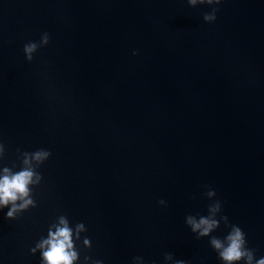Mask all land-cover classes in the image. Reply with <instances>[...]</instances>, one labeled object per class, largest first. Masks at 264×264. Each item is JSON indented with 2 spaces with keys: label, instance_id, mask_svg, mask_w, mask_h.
<instances>
[{
  "label": "water",
  "instance_id": "water-1",
  "mask_svg": "<svg viewBox=\"0 0 264 264\" xmlns=\"http://www.w3.org/2000/svg\"><path fill=\"white\" fill-rule=\"evenodd\" d=\"M24 170L0 264L65 225L72 264H222L231 225L264 257V0H0V179Z\"/></svg>",
  "mask_w": 264,
  "mask_h": 264
},
{
  "label": "clouds",
  "instance_id": "clouds-1",
  "mask_svg": "<svg viewBox=\"0 0 264 264\" xmlns=\"http://www.w3.org/2000/svg\"><path fill=\"white\" fill-rule=\"evenodd\" d=\"M197 0H190L191 4H195ZM203 2V0H201ZM212 0H208L211 3ZM219 2V0H217ZM219 11V9L215 10ZM205 21L215 20V12L212 14L205 13L203 16ZM50 36L48 33H44L41 36L39 44L37 42H28L24 45V53L28 61L33 59L32 53L37 50L38 47L47 46L49 43ZM48 153H35L36 159H40L41 156H47ZM7 172L8 170L5 169ZM33 172L31 170L21 171L11 177L4 176L0 179V205L7 207L9 203L12 204V208L7 212V218L11 219L14 217L15 212L19 208H24L28 204H32L31 199L24 200V203L17 206L16 201L29 196L28 185L32 182ZM39 176L37 180H39ZM207 196H216L214 190L206 192ZM160 205H166V201L161 199L158 202ZM221 202L216 200L213 204L208 206L210 213L221 212ZM223 221L225 226L228 227L227 216H221L220 220L209 218L207 216H200L199 221L189 215L187 217V223L191 225L193 232H198L197 238L209 236L216 228L220 226V222ZM61 223L64 224V220L61 219ZM231 230L223 238V241L212 236L210 239V245L217 252L218 258L222 261V264H239L243 261L244 264H264V257L260 259L255 258V250L247 247L246 234L237 225H231ZM47 246V250L43 251V258L47 264H72L75 259V253L71 252V231L65 225L64 227L58 228L55 233L49 232V239L44 240L38 245L41 249ZM171 253H166L164 258H171ZM136 258V257H135ZM134 258V259H135ZM97 264H102L101 261H97ZM176 264H185L183 260H177Z\"/></svg>",
  "mask_w": 264,
  "mask_h": 264
}]
</instances>
